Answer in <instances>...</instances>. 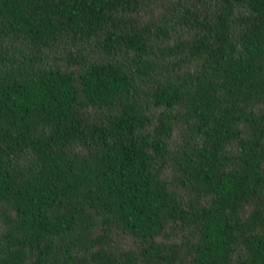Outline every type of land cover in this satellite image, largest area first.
<instances>
[{"label":"trees","instance_id":"obj_1","mask_svg":"<svg viewBox=\"0 0 264 264\" xmlns=\"http://www.w3.org/2000/svg\"><path fill=\"white\" fill-rule=\"evenodd\" d=\"M0 264H264V0H0Z\"/></svg>","mask_w":264,"mask_h":264}]
</instances>
